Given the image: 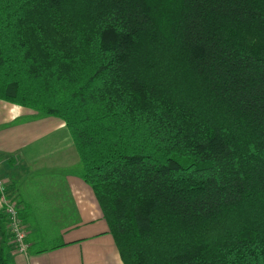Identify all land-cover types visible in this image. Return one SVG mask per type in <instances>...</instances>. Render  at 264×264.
<instances>
[{
	"label": "trees",
	"instance_id": "1",
	"mask_svg": "<svg viewBox=\"0 0 264 264\" xmlns=\"http://www.w3.org/2000/svg\"><path fill=\"white\" fill-rule=\"evenodd\" d=\"M0 99L63 120L123 264H264V0H0Z\"/></svg>",
	"mask_w": 264,
	"mask_h": 264
},
{
	"label": "crops",
	"instance_id": "2",
	"mask_svg": "<svg viewBox=\"0 0 264 264\" xmlns=\"http://www.w3.org/2000/svg\"><path fill=\"white\" fill-rule=\"evenodd\" d=\"M62 119L0 99V174L18 200L26 252L12 264H123Z\"/></svg>",
	"mask_w": 264,
	"mask_h": 264
},
{
	"label": "built area",
	"instance_id": "3",
	"mask_svg": "<svg viewBox=\"0 0 264 264\" xmlns=\"http://www.w3.org/2000/svg\"><path fill=\"white\" fill-rule=\"evenodd\" d=\"M0 204L6 215V227L13 247L19 252H26V228L19 213L18 200L10 192L8 182L0 175Z\"/></svg>",
	"mask_w": 264,
	"mask_h": 264
},
{
	"label": "rangeland",
	"instance_id": "4",
	"mask_svg": "<svg viewBox=\"0 0 264 264\" xmlns=\"http://www.w3.org/2000/svg\"><path fill=\"white\" fill-rule=\"evenodd\" d=\"M80 164H81V162H80ZM1 175V174H0ZM11 192V191H10Z\"/></svg>",
	"mask_w": 264,
	"mask_h": 264
}]
</instances>
